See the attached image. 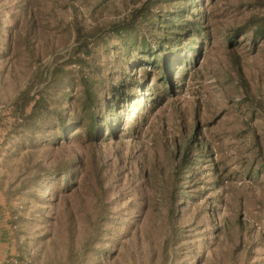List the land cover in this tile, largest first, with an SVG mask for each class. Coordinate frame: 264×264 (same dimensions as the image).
Returning <instances> with one entry per match:
<instances>
[{"label": "rangeland", "instance_id": "obj_1", "mask_svg": "<svg viewBox=\"0 0 264 264\" xmlns=\"http://www.w3.org/2000/svg\"><path fill=\"white\" fill-rule=\"evenodd\" d=\"M143 1L0 0V208L17 264H264V38L252 44L249 29L233 47L227 40L264 13L260 0H206L198 61L175 75L173 93L147 89L117 140L51 146L7 134L12 101L39 70L64 62L77 24L102 28ZM73 68L48 91L64 89L75 104ZM194 127L211 158L194 180L176 181ZM77 158L65 192L58 170Z\"/></svg>", "mask_w": 264, "mask_h": 264}, {"label": "trees", "instance_id": "obj_2", "mask_svg": "<svg viewBox=\"0 0 264 264\" xmlns=\"http://www.w3.org/2000/svg\"><path fill=\"white\" fill-rule=\"evenodd\" d=\"M205 1L145 0L128 16L102 28L85 29L77 24L75 44L64 62L39 70L12 101L7 134L28 131L31 140L39 134L51 146L79 137L90 144L117 140L147 89L157 94L159 89L173 93L179 81L175 75L198 61L204 39L209 38ZM259 5L264 8V0ZM249 29L252 44L264 38V13L252 15L236 28L227 39L229 47ZM74 65L78 80L75 104L64 89L56 95L48 91L71 75ZM154 75L156 80L151 84ZM196 135L194 127L180 147L173 172L176 181L194 180L196 168L210 161L208 145ZM66 165L58 170L62 184L55 183L65 192L76 185L82 162L77 158ZM212 169L219 186L222 182L214 165ZM185 197L189 196L184 193L180 199ZM237 225L242 230L239 220Z\"/></svg>", "mask_w": 264, "mask_h": 264}, {"label": "crops", "instance_id": "obj_3", "mask_svg": "<svg viewBox=\"0 0 264 264\" xmlns=\"http://www.w3.org/2000/svg\"><path fill=\"white\" fill-rule=\"evenodd\" d=\"M2 206V204H0ZM0 208V264H12L15 258L20 256L14 251L12 243H14L13 232L10 231V219L6 213ZM14 258V259H13Z\"/></svg>", "mask_w": 264, "mask_h": 264}, {"label": "built area", "instance_id": "obj_4", "mask_svg": "<svg viewBox=\"0 0 264 264\" xmlns=\"http://www.w3.org/2000/svg\"><path fill=\"white\" fill-rule=\"evenodd\" d=\"M13 263H14V264H17V263H18V261H17L16 259H14V260H13Z\"/></svg>", "mask_w": 264, "mask_h": 264}]
</instances>
